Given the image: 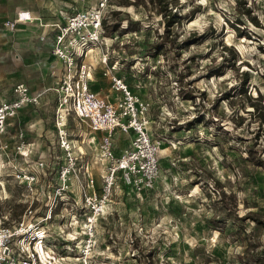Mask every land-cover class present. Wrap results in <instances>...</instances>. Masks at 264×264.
<instances>
[{"label": "rangeland", "instance_id": "rangeland-1", "mask_svg": "<svg viewBox=\"0 0 264 264\" xmlns=\"http://www.w3.org/2000/svg\"><path fill=\"white\" fill-rule=\"evenodd\" d=\"M169 1L178 17L167 31L162 14L134 0H110L103 20L112 38L110 62L116 59L115 71L148 104L140 116L159 145L158 172L153 187L141 193L118 180L109 208L95 216L89 254L81 248L91 209L83 207L78 190L86 175L71 178L62 197L54 193L68 160L57 124L80 171H92L100 195L103 133L72 113L58 118L50 90L6 121L0 214L11 228L43 225L62 257L58 264H264V0ZM10 2L34 12L60 2L81 5L0 0V22ZM18 24L15 33L0 31L6 41L0 99L23 75L20 64L2 59L21 36ZM135 136L130 129L113 133L116 155L133 149ZM25 175L34 180L28 183Z\"/></svg>", "mask_w": 264, "mask_h": 264}, {"label": "built area", "instance_id": "built-area-1", "mask_svg": "<svg viewBox=\"0 0 264 264\" xmlns=\"http://www.w3.org/2000/svg\"><path fill=\"white\" fill-rule=\"evenodd\" d=\"M80 1L81 5L74 7L71 12H61L62 21L50 24L53 27L50 50L61 62V73L56 84L49 89L57 95L55 113L58 118L64 113H72L86 123L91 131L103 133L101 144L105 166L101 173L103 195H100L94 186L92 171L89 167L80 171L65 129L57 124L59 143L67 152L68 160L58 170L54 193L56 197H62L63 193L70 190L68 181L71 178L78 177L80 172L86 175L85 183H80L78 190L81 192L83 207L91 209V213L85 215L86 241L81 248L83 254L87 255L95 242V216L100 212L105 213L109 208L112 200L109 196L118 180L122 179L138 193L153 187L158 172L159 145L150 137L148 119L140 116V113L147 110V102L140 99L124 79L116 74V59L110 62L112 38L105 34L103 27L105 14L111 5L110 0H97L95 4L87 6L84 4L86 0ZM26 13L28 12H18L16 19L33 20ZM14 24V21L5 22L11 29ZM98 65L101 67V74L109 76L110 87L118 92L112 98L108 94L99 96L90 88ZM39 97L40 93H31L24 82L15 83L11 88V97L0 100V136L5 130L7 119L25 104L38 103ZM128 129L136 135L133 141L135 146L116 155L112 147L113 133ZM6 146V143L0 141V151ZM25 177L28 183L34 180L33 175ZM5 222V217L0 214V264H58L62 259L57 245L48 243L47 231L43 225H38V221L14 228L5 225ZM33 225L36 228L32 230Z\"/></svg>", "mask_w": 264, "mask_h": 264}, {"label": "crops", "instance_id": "crops-1", "mask_svg": "<svg viewBox=\"0 0 264 264\" xmlns=\"http://www.w3.org/2000/svg\"><path fill=\"white\" fill-rule=\"evenodd\" d=\"M55 4L57 5H53V7H43L37 12H34L33 10L29 8L27 9L23 6H13V2L4 3V9L7 15H5V17L1 20V25H5L6 21L19 23L18 25H21V29L17 35L20 34L21 36L17 38V40L15 38L11 40L9 53L7 54L6 50V54L2 57V59L12 60V62L18 65L20 64L22 67L21 71H23L21 79L16 80L11 84L7 99L11 97V88L17 82H24L33 94L40 93V100L44 95L43 93L48 90L56 95L55 91L49 89V87L55 85L57 82V78L61 73V62L52 55L50 50L51 36L53 33V27L50 26V24L62 21L63 16L61 12H71L73 9L71 6L73 5L68 2ZM0 9H2L1 3ZM20 11L28 12L32 16L33 20H17V14ZM0 31L15 33L18 29H8L4 26H0ZM3 37L4 36L0 37V47L6 43ZM22 65H24V67ZM100 73L101 67L98 65L95 70L94 78L90 83V88L99 96H104L108 93L111 98L114 97L118 94V92L109 87L110 82L108 78H105ZM116 74L120 76V71H117ZM32 79L36 80V83H33Z\"/></svg>", "mask_w": 264, "mask_h": 264}, {"label": "trees", "instance_id": "trees-1", "mask_svg": "<svg viewBox=\"0 0 264 264\" xmlns=\"http://www.w3.org/2000/svg\"><path fill=\"white\" fill-rule=\"evenodd\" d=\"M126 1V0H125ZM169 0H134V4H142L146 6L147 3L155 9L156 13L162 14L164 22V30H168L170 26L177 21L178 15L175 12L171 11L169 7ZM128 4V2H126ZM264 118V116L262 117Z\"/></svg>", "mask_w": 264, "mask_h": 264}, {"label": "bare ground", "instance_id": "bare-ground-1", "mask_svg": "<svg viewBox=\"0 0 264 264\" xmlns=\"http://www.w3.org/2000/svg\"><path fill=\"white\" fill-rule=\"evenodd\" d=\"M27 14H29V13H27ZM30 15V14H29ZM61 124V123H60Z\"/></svg>", "mask_w": 264, "mask_h": 264}]
</instances>
